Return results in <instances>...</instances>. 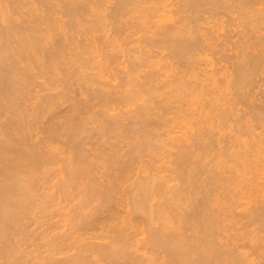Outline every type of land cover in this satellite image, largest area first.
<instances>
[{
    "label": "bare ground",
    "instance_id": "bare-ground-1",
    "mask_svg": "<svg viewBox=\"0 0 264 264\" xmlns=\"http://www.w3.org/2000/svg\"><path fill=\"white\" fill-rule=\"evenodd\" d=\"M53 1L54 3H52ZM86 1L43 0L41 3L44 2L43 7L35 8L32 0H0V264H86L84 254L91 252L92 249L89 251V248H92L94 243L84 245V241L83 243H80L81 240L79 242L81 238L79 236L75 237V241H68L71 233L74 234L72 231L68 232V230L74 228L72 226L63 232L61 231V233L57 232L56 235H52V241L50 240L52 249L49 251V248L46 249L47 254L43 253L46 255L42 254L41 256L39 254L37 256L39 260L34 255L38 261L36 259L33 261L32 251L23 255H18L17 252L20 253L18 245H21L19 244L20 239L22 243L21 237L24 236V227L27 226L23 227V223L26 224L24 220L28 219L26 217L27 213L33 205V187L35 186L33 183L38 178V174H36V171H38L36 170L37 161L43 163L47 158H50L49 153L55 152L54 148L51 147V142L59 141L60 138H63L67 143L78 139L77 146H79V149L84 148L83 139L88 137L90 133L85 126L87 123L89 124L90 118L94 122L92 118L94 113L91 114L93 110H90L89 113L92 117L89 120L86 117L83 120L80 115L84 114H81L83 110L84 112L89 111L91 106L94 108L95 105L93 106L91 103H94L95 100L101 102L100 105L104 107L103 110L100 108L103 120L99 121H102V124L99 123L101 125L97 130L98 137L103 139L110 136L118 142L115 145L114 141L110 145L111 147L115 145L114 148H111L112 150L109 148L110 146L107 147L110 151L106 146H102L107 150H104V148L99 150L97 158H99L98 160L101 159L102 162L99 161L101 164L97 165L98 167H95L94 160L93 162L88 161L86 164L83 162L84 165L79 166V168H77L79 164L75 166L76 168H73L71 164L76 158L72 163L68 159L70 167L66 168L67 175L63 178L65 182H62L61 187H58L61 188L60 194H66L67 197L71 193L69 189H75L78 186L75 183L77 181L74 182L76 178L78 181L85 180L82 182L83 184L79 181V185L82 187L77 189L82 194L81 198L83 200L81 199L82 202L77 203V207L81 208L82 206L81 210L86 211L85 208L88 209L91 202L98 203L96 206L94 203L92 204L94 207H92L91 215H83V210L81 213L79 212V215L78 211L73 208L77 211V216L76 214L75 217L71 215L73 219L70 217V221L75 220L78 222V226L80 225L79 227L82 230L87 232L88 230L101 231L100 235L97 233L99 236H94L95 232L92 234L93 239L98 238L96 241H100L99 238L105 241V243H102L101 240L100 244L96 243L94 245L95 248L98 247L94 249L98 250L97 253L94 251V254H97V257L102 255L109 260L110 264H255L256 259H252V255L257 256V253H264V235H260V233L264 234V182L261 179V174L264 172V100L259 99L258 102L257 99L260 93H262L260 96H264V92H260L261 87L264 86V0H176L179 7L175 8V12L170 11L171 15L169 17L166 16L167 14L161 16L157 14L156 16L155 13H158V9L153 10L151 7L152 10L148 8L147 10L144 7L147 12L150 10L149 13L155 12L157 18V22H154L155 31L152 32L153 36L147 40L151 41L145 46L150 44V47H153L155 45V49L158 45L160 47L164 46L166 51L162 52L167 56L166 52L168 51V56H164L167 60H165L166 58L160 59V64L163 59L165 65L168 59L172 60L170 62L172 64L170 65L167 62L169 65L164 66L163 69V66L158 64L159 60H156L158 61L157 64L152 60H148L151 62L147 61L148 64H144V62L143 66L148 65L150 68L146 67L148 69L146 71L142 67L140 70L144 73L138 72L140 68L138 70L137 68L132 69L135 72L137 70L138 74L137 72L136 74L139 76L143 74L138 82L133 80L134 83L131 81L134 76L131 78L129 75L132 76L133 71L130 72V69L135 65L130 66L131 68H127V71L126 69L121 71L123 77L130 78L127 79V84L115 83L113 80L114 84L112 82L110 84V81H107L108 78L105 77L106 80L103 78L107 76L105 75L106 72L112 71L114 63L118 62L115 56L119 55H116L117 51L115 49L112 48L116 51L114 54L111 51L102 56L104 49H102L103 53L100 54L101 51L97 49L95 43L96 47L94 45V48L93 45L90 46V42L89 44L83 43L85 40L87 42L91 40H88L87 34L83 36L84 31L91 33L95 29L98 30L99 27L107 26L103 25L104 17L100 11L102 4L101 8L99 7L100 10L96 8L97 10L93 11L96 12V14L93 13V19L88 20L86 18L87 9H89L87 6L89 7L92 2L89 0L90 3L88 1L85 3ZM27 2L29 4H26ZM114 2L116 3L112 6L111 11L108 9L107 18L112 20L113 31L119 33L122 26H125V21L128 18H126L127 14L131 11L144 13L143 8L140 6L146 4L147 1L115 0ZM55 11H58L66 19L64 21L60 20ZM15 14L17 17H15ZM172 15H177V19L174 20ZM203 15L208 17L205 18ZM225 16L231 22V29L219 33L218 31L225 23ZM151 17L154 16L151 15ZM124 18L126 19L124 20ZM205 23L210 24L211 27L205 28ZM151 24L153 23L151 22ZM80 29L84 31H80L83 34L79 33L80 37H78L77 33ZM151 29L150 31H152ZM69 31L73 33L68 34ZM104 44H107V42H104ZM160 47L158 46V49ZM140 50L143 51L141 48ZM146 50L149 52V47ZM157 51L161 55V51ZM208 52L211 54L210 56L214 57L215 61L212 60L214 62L212 64L214 68L215 66L217 68L209 70L210 72L206 70L207 73L202 71L201 68L194 72L196 68L193 67L197 64L194 63V61H197L195 56H198V54L204 56ZM95 53L102 56V58L100 57L101 61L97 60L99 61L97 63L103 64V66L97 65L101 66L98 67V72L95 75L97 78L84 71L95 59ZM142 54L140 55L143 56ZM148 54L145 53V55ZM141 56L138 55V57ZM134 59L132 58L131 61H134ZM140 60L143 62L145 59L142 60L141 57ZM206 61L209 60L206 59ZM125 63L128 64V62ZM134 63L136 64L135 61ZM149 63L157 66H154V68ZM163 63L162 65H164ZM187 63L193 68V72L191 67L186 68ZM205 63L207 66L210 64V62ZM112 64L113 67H111ZM140 64L142 63L140 62ZM94 66L96 67V65ZM168 66L170 70H166ZM179 66H185L186 69L190 68V73L186 69L183 72L181 69L184 68ZM109 67L111 71H108ZM228 67L232 69V73L229 76L227 74L224 78L223 75H220L222 76V80H220L218 74L224 70L227 71ZM35 69H38L42 76L54 80V83L52 80L50 81L54 86L57 85V88L61 89L54 96L43 97L37 104L39 111H36V107L33 106L36 111L35 116L40 117L41 113H44L47 109L52 110L54 106L61 105L62 101L65 102L66 100L67 102L73 90L74 93L78 91L79 97L87 93L91 102L83 101L84 99L81 98L76 101L74 97L75 100H72L75 101V104L73 106L70 104L71 113L69 112L70 109H67L70 114L58 115L63 118H58V120H61H57L58 122L51 127L47 126L49 128L46 130L47 142L44 138L45 140L37 142L38 144L35 142L37 145L27 147L24 128L29 122L28 118L34 116V111L31 115L29 106L26 105V103L32 101L29 96L28 79L33 77L32 71ZM162 70L170 71V73L164 71L162 73ZM115 71L116 73H114ZM115 71L111 72L112 75L115 74L113 77L120 73L117 69ZM94 72L96 71L94 70ZM198 72L202 75L197 76ZM136 74L133 75L136 76ZM58 76L60 78L57 80L56 77ZM117 77L122 78L121 76ZM124 78L123 80H125ZM30 80L32 81V79ZM81 80L82 82H80ZM129 80L133 83L130 87H136H133L134 90H131L130 87V89L126 88ZM261 81L263 82L262 86L259 83ZM89 82L93 83L90 84ZM96 82L99 83H97L99 86L94 85ZM257 87H260V90H257L259 93L254 99L256 94L254 96L253 93H257L254 89ZM161 89H163V92ZM131 91H134L135 95ZM156 92H159L158 98L160 96L158 101H156L157 96H153ZM171 97L172 99L175 98L173 101H181L178 102V106L189 104L188 102L183 105L187 100L194 101L195 104L192 102V105H196L194 109L198 112L196 114L200 116L196 121L198 127L194 129L196 131L188 135L182 133L184 138H181V134L176 137L171 135L173 139L175 138V141L172 143L174 150L170 152L169 159L166 160L168 165L157 166L151 161L152 156H149L151 153L153 154L149 150H152V146L155 145L148 140L151 139L149 137L153 134L156 135L155 139L160 136L158 135L160 133L157 134L159 123L156 122L158 126L156 125L157 127H153L156 129L152 130V128H149L152 125L148 124V121L151 122L154 117L152 124L159 121L163 127L171 125L169 128L172 132L175 125L171 122L172 117L169 118L171 115L166 116V113L172 110L170 106L174 105L173 109H175L177 105L175 103L171 104ZM223 98L225 99L223 100L224 103L220 101ZM218 100L221 103L219 102V105H216ZM135 101L140 103L134 105ZM182 101L184 102L182 103ZM113 104L115 105L113 106ZM121 104H129L131 107L134 105L135 108L130 109V111L127 108L128 111L114 115L108 113L110 110L114 111V107L117 106L116 108H118ZM179 107L177 109L178 113L177 110L168 113L173 115L181 113L182 109L179 110ZM165 109L166 113L163 111ZM237 110L242 111L244 117L250 113L253 114H250L253 124L249 120L251 122L246 125L244 122L248 120L247 118L242 119V121L244 120L242 123L241 115L233 114V111ZM161 111L164 112V116ZM234 115L239 116L235 120L238 123L237 133L232 132L235 134L234 139H236L235 146L237 148L228 154L229 152H226L228 147H226L225 153L228 155L223 156L221 153L218 154L219 152L215 155L212 150L219 143H214L218 139H213L216 136L212 131L215 129L218 131V127L220 130L221 125L225 126L222 123H225L229 117L232 118ZM175 120L178 119L173 121L175 122ZM257 129L262 130L258 135L255 133ZM164 130L163 132H166ZM152 131L155 133H152ZM232 133L229 134L232 135ZM167 134L169 135V133H166V136H168ZM85 135L87 136L84 137ZM245 135L251 138V140H248V137H246L249 142L243 141L245 139L241 138ZM178 136L180 137L177 138ZM231 138L233 137L231 136ZM168 140L170 141V139ZM228 143L231 144L232 142L229 140ZM81 145H83V148ZM125 147L126 149H124ZM121 150L125 151L121 152ZM221 152L224 151L221 150ZM54 156L55 154L52 157ZM81 157L85 158L84 156ZM144 157L148 158L144 159ZM83 158L76 160L83 161ZM81 161H78V163ZM74 164L77 163L72 165L74 166ZM94 170L95 172L98 170L97 176ZM73 182L76 184L74 187ZM51 198L54 197L51 196ZM79 203L82 204L79 205ZM44 205H46L45 202ZM38 206L37 208L44 209L42 202ZM106 213L107 215H105ZM94 214L96 217L90 219L91 221L85 219L89 215L93 217ZM59 226L57 225L56 228H60L62 225ZM76 231L78 230L75 229ZM82 237L84 238V236ZM244 240L246 241L244 242ZM76 241L81 245H75ZM43 243L46 244V242ZM74 249V253L71 252L70 255H67L68 252ZM60 255L64 256L60 257ZM99 257L98 260L101 258ZM103 257L101 259H104Z\"/></svg>",
    "mask_w": 264,
    "mask_h": 264
},
{
    "label": "rangeland",
    "instance_id": "rangeland-1",
    "mask_svg": "<svg viewBox=\"0 0 264 264\" xmlns=\"http://www.w3.org/2000/svg\"><path fill=\"white\" fill-rule=\"evenodd\" d=\"M42 1L43 0H32V2H33V7H35V8H37V7H39V8H41V7H43L42 5L44 4V2H43V4H41L42 3ZM81 1V0H80ZM83 1H85V0H83ZM89 3H90V1L89 0H87ZM87 1L85 2V3H87ZM92 2L90 3V6L88 7L87 6V8H89V9H87V14H86V18L88 19V20H90V19H93V16H94V14H96V12H93V11H96L99 7L101 8V4H102V8H101V10H100V8L98 9V10H100L101 11V14H102V16L104 17V23H103V25L105 24V25H107V26H102V27H99V29L98 30H96L95 29V31H93V32H91V33H88V32H85L83 29H80L79 31H78V37H80L79 36V33L82 35L83 33V36L85 35L86 36V34H87V38H88V40H90V41H88L87 42V40H85V42H83V43H85V44H89V42H90V46H92L93 48H94V45L96 44L97 45V49L99 50V51H101V53L100 54H102L103 53V50L102 49H104V53L102 54V56L104 55V54H106V53H110L111 51H112V53L114 54L116 51V55L118 54L119 56H115V57H117L116 58V60L118 61H116L117 63H114L115 65L117 64V66H115L114 65V67H113V64L111 65V67H113L114 68V70H113V68H112V71H111V68L109 67V69H108V71H111V72H113V71H115L116 69H117V71H119L120 73L119 74H117V76H121L122 78H118L117 76V78L116 77H113V76H115V74L114 75H112L113 73H111V72H106V74L105 75H107V76H104L103 78H108L107 79V81H110V84H111V82H112V84H114V82L115 83H120V82H122V83H120V84H127L126 83V81H127V79H130L129 77H133L134 76V78H132L131 79V81L133 82V80L134 81H137L138 82V80H140L141 79V77H142V75L143 74H140V76L139 75H137L138 74V72H141V73H144L143 71H140L141 69H142V67H144L143 68V70L145 69L146 71L148 70L147 68H150V67H148V65L147 66H143L144 64H146L147 63V61L148 60H152V62L154 61L155 63L157 62L158 63V61H156V60H159V65L160 66H163L162 68L164 69V66L166 67V65H171L172 63H170V62H172V60H170V59H168V63L169 64H167V62H166V65H165V61H164V59H163V61H161L164 65H162V63L160 64V59H162V58H166L167 56H168V51L166 52L167 53V56H166V54L164 53L165 51H166V49H164V46H162V47H160V45H158L160 48L158 49V46H156V49H155V45L153 46V47H150V44L149 45H146L145 46V44H147L148 42L150 43V41L151 40H149V41H147L148 39H150L149 37H152L153 35H152V32H154L155 31V29H154V27H155V24H154V22L156 21L157 22V18L155 17V14H156V16H157V14H159L160 16L161 15H166L167 17H169L171 14H170V11L172 12V11H174L175 12V8H177V7H179L178 5V3H177V1L175 0V2H174V0H146L147 2H146V4H144V5H142V6H140L141 8H143V10H144V7H145V9H150V10H157L158 9V13H155V12H150L149 13V11L147 12V10H144V13L142 14L141 12H134V11H131L129 14H127V16H126V18H124V20L126 19V23L124 24L125 26H122V28H121V30L119 31V33H117L116 31H113V26L111 25V22H112V20H109V18H107L108 17V14H109V10L111 11V9H112V6H114L115 4L114 3H116V2H114L115 0H91ZM97 2V3H96ZM145 2V1H144ZM52 3H54V1L52 2ZM111 3V4H110ZM26 4H29L28 2L26 3ZM94 4V5H93ZM175 4V5H174ZM176 4H177V6H176ZM36 5V6H35ZM107 5V6H106ZM98 6V7H97ZM151 7H152V9H151ZM38 8V9H39ZM97 8V9H96ZM103 8H105V9H103ZM91 9V10H90ZM104 10V12H103V10ZM109 9V10H108ZM40 10V9H39ZM55 12H57V17H59V19L60 20H65L66 18L62 15V14H60L58 11H55ZM88 12H89V15H88ZM99 12V11H98ZM98 12H97V14H98ZM108 12V13H107ZM94 13V14H93ZM100 13V12H99ZM152 13V14H151ZM155 13V14H154ZM59 14V15H58ZM93 14V15H92ZM105 14H107V15H105ZM139 14H142V15H139ZM148 14V15H147ZM152 16H154V17H151V15ZM16 15V14H15ZM14 15V16H15ZM147 15V16H146ZM62 16H63V18H62ZM146 16V17H145ZM149 16V17H148ZM204 16V15H203ZM15 17H17V15L15 16ZM61 17V18H60ZM132 17H134V18H132ZM139 18V20H138V18ZM151 17V18H150ZM172 17L174 18V20H176L177 19V15H172ZM205 17V16H204ZM206 17H208L207 15H206ZM205 17V18H206ZM145 18V19H144ZM129 19V20H128ZM137 19V20H136ZM141 19V20H140ZM128 20V21H127ZM210 20V19H209ZM208 20V21H209ZM133 21V22H132ZM128 22V23H127ZM151 22L153 23V24H151ZM202 22V21H201ZM200 22V23H201ZM211 22V21H210ZM150 23V25H148ZM199 23V24H200ZM204 23V22H203ZM140 24H141V26H140ZM197 25H198V23H196ZM206 24V23H205ZM209 24V23H208ZM229 24V25H228ZM110 25V26H109ZM127 25H130V26H128L127 27ZM132 25H133V27H132ZM210 25V24H209ZM209 25H205L204 27L205 28H207V27H211V26H209ZM211 25H212V23H211ZM231 22H230V20H229V18L228 17H226L225 16V23L223 24V27L221 28V30L220 31H218L219 33H222L223 32V30L226 32V30H230L231 29ZM147 26V27H146ZM201 26H203L202 24H201ZM230 26V27H229ZM108 27V28H107ZM149 27V28H148ZM152 29H151V28ZM106 28V29H105ZM147 28V29H146ZM103 29V30H102ZM136 29H137V31H136ZM150 29L152 30V31H150ZM124 30V31H123ZM83 32V33H81V32ZM71 34V33H73L72 31L70 32H68V34ZM76 33H74L75 35H77ZM105 33V34H104ZM106 33H107V35H106ZM114 33V34H113ZM150 33V34H149ZM117 34V35H116ZM99 35V36H98ZM103 37H102V36ZM113 35V36H112ZM114 36H115V38H114ZM92 37V38H91ZM102 37V38H101ZM127 37V38H126ZM81 39V38H80ZM107 39H109V40H107ZM107 40V41H106ZM92 41H93V43H92ZM95 41V42H94ZM97 42V43H96ZM104 42H107V44H108V42H109V44L107 45V44H104ZM118 42V43H117ZM95 43V44H94ZM115 43V44H114ZM99 44V45H98ZM111 44V45H110ZM96 45H95V47H96ZM104 45V47L102 48V46ZM100 46V47H99ZM106 46V47H105ZM110 46V47H109ZM148 47H149V52H148V50H146V48L148 49ZM101 48V49H100ZM109 48V49H108ZM115 49V50H113V49ZM138 50H137V49ZM140 48L143 50V51H141L140 50ZM152 49V52L150 53V51H151V49ZM154 48V49H153ZM163 48V49H162ZM145 49V50H144ZM106 50V51H105ZM153 50H155V51H153ZM157 50H160L161 51V55H160V53L158 54L157 52ZM109 51V52H108ZM121 51V52H120ZM146 51V52H145ZM162 51H164V52H162ZM137 52H138V54H137ZM141 53H143L142 55L143 56H141L140 54ZM145 53L146 54H148V53H150V54H148V55H145ZM154 54V56H153V54ZM157 53V54H156ZM163 53V54H162ZM226 53H228V52H226ZM122 54V55H121ZM123 54H124V56H123ZM207 54V53H206ZM209 54V55H208ZM208 54L207 55H205L204 54V56H203V54L202 55H200V54H198V56H195V59L197 60V61H194V63L196 62L197 64H196V66H194V65H192V66H194L193 68L195 69V71L194 72H196V70H199V68H201V69H203L202 71H206V70H210L211 71V69H215V68H217V66H215V68H214V66H213V64L212 63H214L213 61H215L214 60V57H212V56H210L211 54L208 52ZM138 55L139 56H141L142 57V60H144L143 62L140 60L141 59V57H138ZM144 55H145V57H144ZM102 56L101 55H98V53H97V55H96V53H95V59H93V61H91V63H90V65H89V67H88V65H87V67L88 68H84L85 70V72H87L90 76H92V77H94V78H97V76H95L96 75V73L98 72V67H101V66H97V65H102L103 66V64L101 63H97V62H99V61H101V58H102ZM147 56H149V57H147ZM164 56H166V57H164ZM200 56H202L201 58H198V57H200ZM207 56V57H206ZM97 57H99L98 59H97ZM101 57V58H100ZM124 57V58H123ZM134 57H135V59H134ZM143 57H144V59H143ZM118 58H119V60H118ZM130 58V60H128V59ZM134 59V61L136 62V64L134 63V61H133V64H132V61H131V59ZM149 58H151V59H149ZM137 59V60H136ZM194 59V60H195ZM206 59L207 60H209V61H206ZM97 60H99V61H97ZM121 60V61H120ZM123 60V61H122ZM124 60H126V61H124ZM140 60V61H139ZM165 60H167V58L165 59ZM170 60V61H169ZM213 60V61H212ZM139 61V62H138ZM121 62H123V63H121ZM125 62H128V64L127 63H125ZM140 62L142 63V64H140ZM145 62V63H144ZM148 62H151V61H148ZM199 62V63H198ZM205 62H210V64L207 66V64L205 63ZM96 63V64H95ZM121 63V64H120ZM137 63H138V67H137ZM144 63V64H143ZM154 63V64H155ZM156 63V64H157ZM96 65V67L94 66V65ZM120 64V65H119ZM130 64V65H129ZM148 64V63H147ZM151 63H149V65H150ZM188 64V63H187ZM222 64V63H221ZM135 65V66H134ZM142 65V66H141ZM151 65H153V64H151ZM158 65V66H159ZM184 65V64H183ZM223 65H225V64H223ZM125 66H127V67H125ZM130 66H134L133 68H131ZM139 66H141V67H139ZM154 66H157V65H153V67ZM176 66V65H175ZM174 66V67H175ZM180 66H182V65H180ZM179 66V67H180ZM186 66V65H185ZM185 66H183V67H180V68H184V69H181V70H183V72H184V70L186 69V68H188V66L189 67H191L190 66V64H188L187 65V67L185 68ZM92 67V68H91ZM122 69H121V68ZM131 69H130V68ZM147 67V68H146ZM178 67V66H177ZM176 67V68H177ZM119 68V69H118ZM127 68L128 69H130V72H132L133 71V74L135 73L136 74V72H137V70H138V68H140L139 69V71L137 72V74H136V76L135 75H133L132 74V76H130L129 75V77L128 78H126L125 76V78L122 76V72L121 71H124L125 69H126V71H127ZM137 68V70H136V72L134 71V70H132V69H136ZM155 68V67H154ZM162 68H160V69H162ZM172 68H173V66H172ZM192 67H191V71H192V69H193ZM96 71V72H94V70ZM174 69V68H173ZM172 69V70H173ZM177 69H179V68H177ZM190 69V68H189ZM189 69H186V70H189ZM166 70H170V68H169V66H168V69H166ZM166 70H162V73H163V71L164 72H166V73H170V71H166ZM185 70V71H186ZM37 71V72H36ZM93 71V72H92ZM175 72H176V70H174ZM208 71H206L205 73H207ZM209 71V72H210ZM172 73H174L173 71H171ZM193 72V71H192ZM114 73H116V71L114 72ZM188 73H190V70L188 71ZM202 73V72H201ZM230 73H232V69L231 68H229L228 67V70L227 71H222L220 74H218V76L221 78L222 76H220V75H223V78L225 77V76H227V74H228V76H229V74ZM38 74V75H37ZM110 74H111V76H110ZM121 74V75H120ZM165 74V73H164ZM194 74H196V73H194ZM198 75L197 76H201L200 75V73L198 72L197 73ZM168 75H170V74H168ZM171 75H173V74H171ZM32 76L33 77H31V78H29L28 80H29V83H28V85H29V90H30V92H31V94H30V92H29V96L31 97V99H32V104H31V102H28V104L26 103V105L27 106H29V111H31L30 112V114L33 112V115L35 114V112L38 110V107H37V104L39 103V101H41L42 100V98L43 97H48V96H54L55 94H57V93H59L60 92V90L61 89H59V88H57V85H55L54 86V80H52V79H50V78H46V76H42L40 73H39V70L38 69H35V70H33L32 71ZM218 76H217V78H218ZM38 77V78H37ZM42 77V78H41ZM110 77V78H109ZM113 77V78H112ZM57 78V80L60 78V76H58V77H56ZM106 78L104 79V80H106ZM114 78H115V80H114ZM123 78L125 79V80H123ZM164 78V77H163ZM30 79H32V81L30 80ZM54 79V78H53ZM161 79H162V77H161ZM219 79V78H218ZM48 80V81H47ZM50 80H52L53 81V83H52V81H50ZM97 80V79H96ZM95 80V81H96ZM114 82H113V81ZM162 80H164V79H162ZM191 80H193V79H191ZM220 80H222V78L220 79ZM223 80H225V79H223ZM50 81V82H49ZM130 81V80H129ZM128 81V85L126 86V88H128V89H130L131 87V81L129 82ZM80 82H82V80L80 81ZM90 83V82H89ZM93 83V82H92ZM92 83H90V84H92ZM97 83L98 82H96V84L94 83V85H96V86H99V85H97ZM134 83V82H133ZM132 83V84H133ZM260 83V86H262V84H263V82L261 81V82H259ZM34 84V85H33ZM99 84V83H98ZM220 84H222V83H220ZM219 84V85H220ZM224 84H225V82H224ZM135 85H136V82H135ZM259 85V84H258ZM45 87V88H44ZM130 87V88H129ZM136 88L135 86H132V88H131V90H134V88ZM47 88V89H46ZM76 88H77V86H76ZM125 88V89H126ZM225 89V88H224ZM224 89H223V91H224ZM261 89L262 90H260V87L258 88H256V89H254V91H257V90H260V92H264V86L263 87H261ZM162 90V92H163V89H161ZM161 90H160V92H161ZM165 91V90H164ZM166 91H167V89H166ZM134 91H131V93H133ZM225 92V91H224ZM77 93V94H76ZM157 93V92H156ZM156 93H155V95H153V96H157V99H156V101H158L159 99H160V96H159V98H158V95H159V92L157 93V95H156ZM258 93H259V91H257V93L256 92H254L253 94H254V96H255V94H256V96L254 97V99L257 97V95H258ZM134 94V93H133ZM260 94H262V93H260ZM260 94H259V96H260ZM72 95V96H71ZM73 95H75V96H73ZM77 95V96H76ZM132 95V94H131ZM135 95V94H134ZM89 95L87 94V93H85V94H82V96L80 95V97H79V94H78V91H75V93H74V90H73V92H71V94H70V99H68L67 100V102H66V100H65V102L64 101H62L60 104L61 105H59V106H54V108H52V110L51 109H47L44 113H41L42 115H39L40 117H38V116H33V118H32V116H30L28 119H29V122H28V124H27V126L24 128L25 130H24V132H25V134H26V138H28V139H26L25 138V142H26V140H27V142L25 143L26 145H27V147H32V145H37L38 143L37 142H41V141H43V140H45L44 138H46V130H48L49 128V126L51 127L54 123H56V122H58L59 120H61L62 118L61 117H59L58 115H62L63 113H68V114H70L71 113V105L73 106L75 103V101H73L72 99H74V97H75V99H76V101H79L80 99L79 98H81V99H84L83 101H88V102H91V101H89V99H90V96L88 97ZM257 97V99H258V102L260 101V100H264V99H262V98H264V96L263 95H261L260 97H262V98H260V97ZM72 97V98H71ZM78 98V100H77V98ZM146 97V96H145ZM136 98V97H135ZM192 98V97H191ZM74 99V100H75ZM155 99V98H154ZM175 98L173 97V99H172V97H171V100H172V102H171V104H173V103H175L176 105L178 104V102H181V101H173ZM186 99V98H185ZM188 99V98H187ZM186 99V100H187ZM193 99V98H192ZM260 99V100H259ZM223 100H225L224 98L221 100L220 99V101H223ZM71 103H70V102ZM82 101V100H81ZM94 101V100H93ZM92 101V102H93ZM185 101V100H184ZM184 101H182V103L184 102ZM219 100H218V103H216V105H219V102H220ZM257 101V100H256ZM255 101V103L257 104V102ZM98 102V103H97ZM177 102V103H176ZM189 102V104H190V106H191V108L193 109H191V108H189L190 106H189V104H187ZM191 102V103H190ZM194 103V101H192V100H187V102L186 103H183V105L184 104H187V105H184V106H182V104L181 105H179V106H182V107H179L178 105V107H179V110H180V108L182 109V111H181V113L179 112V114H177L178 113V107L177 106H175L176 108L175 109H173V107H174V105H172V107L170 106V108H172V110L175 112V110H177L176 112V114L177 115H179V116H177L176 114H172V113H168V112H171L172 110H169V111H167V113H166V109L165 110H163V111H165V113H166V116H170L169 118L171 119V117H172V120H171V122L175 125V127L174 128H172L173 127V125H172V132H171V129L169 128L170 126L169 125H165L164 127L163 126H161L160 125V122L159 121H155L154 122V124H152V120H153V118H152V120H151V122H149L148 121V124H150V125H152V127H149V128H152V130H154V129H156V128H153V127H157L158 126V124L157 123H159V126H158V128H159V131H160V129L162 128V132L160 131H157V134L158 133H160V134H158V135H160L159 137H157L158 139H155V136L156 135H154V138H153V135L151 136V137H149V139L151 138H153V140H148L150 143H153L155 146H152L153 148H152V150H149L150 152H153V154L151 153V155H149L151 158H152V160L151 161H153L154 162V165H159V166H161L162 164H163V166H165V165H168L167 164V159H169L168 158V156H169V154H170V152L171 151H173L174 149H173V145H172V143L175 141V138L173 139V137H171V135L172 136H177V135H180L181 134V138L183 137L184 138V135L183 134H186V135H188V134H190V133H193L194 131H196V130H194V129H196L197 127H198V125H197V123H196V121H198V119H199V115H197L198 114V112L196 111V109H194L195 108V106L196 105H192L193 103ZM225 101H223L222 103H224ZM62 103H65L64 105L62 104ZM95 103V104H94ZM94 103H91V104H93V106H94V108H92V106H91V108L89 109V111H85L84 112V110H83V112H81V114L82 113H84V114H82V115H80L81 117H83V120H85L84 119V117H86L88 120H89V118L90 117H92V115L91 114H93L94 113V116L92 117L93 119H94V122H93V120L90 118V120H89V124L87 123L86 124V126H85V128L86 129H88L89 130V135H88V137H86L87 135H85L84 137H86L85 139H83L84 140V146L83 145H81V147L83 148V149H79V146H77L78 145V139L77 140H75V141H73V142H70V143H67V142H65L64 141V139L63 138H60V140L61 139H63V140H59V141H52L51 143H52V145H51V147H52V149L53 150H55V152L53 153V151L52 150H50V151H52L51 153H49L50 155H51V159L50 158H47V160H48V162H47V160L46 161H43V163H42V161L41 162H39V161H37V163H36V165H37V169L36 170H38V171H36V174H38V178L35 180L36 182L35 183H33V184H35V186L33 187V193H34V197H33V199H34V201H33V199H32V203H33V205H32V207L30 208L31 210H29L28 211V215L26 216L28 219H25L24 220V222L26 223V224H24L23 223V227L25 226V225H27V226H25L24 228V238L23 237H21L22 238V243H21V239H20V243L19 244H21V245H18L19 246V249H20V253H18L17 252V254L18 255H23V254H27V252L28 253H30L31 251V257H32V255H33V257H34V255L37 257V256H39V254H41V256H42V254L43 253H46L47 254V250L46 249H48V251L50 250V249H52V244H51V242H50V240L52 241V235L53 234H57V232L58 233H61V231L63 232V231H65L68 227H70L71 228V226L72 227H74V228H71L70 230H68V232H74V234H72L71 233V236L69 237L70 238V240H68V241H75L76 240V238L75 237H78L79 236V242H80V240L82 241V242H80V243H83V241H84V245H88V244H86V243H89V244H93V246L96 244V243H101L102 241H103V239H101V238H99L100 239V241H96V240H98V238L95 240V239H93V233H94V236H99L100 234H101V231H99V230H88V232L86 231V230H82V228L80 229V225L78 226V222H76L75 220H73V221H70V217H72L71 215H75L76 214V212L78 211V214H79V212L81 213L82 212V210H83V212H82V214L84 215V214H86L85 216H87V214H90L91 213V210L93 211V208L92 207H94V205L96 206L98 203L96 202V203H94V205H92L93 203L91 202V204L88 206L89 208L87 209V207L85 208L86 209V211H84V209H82L81 210V208H82V206H81V208L80 207H77V203L78 202H80L81 201V197H82V194L79 192V189H77L78 187L80 188V187H82L81 185H79L80 183H79V181H81V180H77V178L74 180V182L75 181H77V182H75L78 186L77 187H75V189H69L70 191H71V193H70V191H68V193H70V194H68V195H70V196H68L67 195V197H66V194H63V193H61V194H63V195H65V196H63V195H61L60 194V192H61V188H58L60 185H61V183L62 182H65V181H63V178L64 177H66V173L67 172H65V171H67V167H70V165H69V163L70 162H68V161H71V163H72V161L76 158V159H79V158H83V157H81V156H84L85 158H83V161H81V160H76L75 159V161L73 162V163H77V164H74V166L71 164V167H75V166H77L78 164V166H77V168H79V166H82V165H84V164H86V162L88 163V161H94L93 163H96V165L95 164H93V165H95V167L97 166V165H99V164H101V162H102V160L100 159V160H98L99 158H97V156H98V154H99V150L100 149H103L105 146H106V148L108 147V146H110V145H112V143L115 141V138H113V137H110V136H106L105 138H103V139H100L99 137H98V128H99V126L102 124V121L101 122H99L101 119H102V114H101V112H100V108H102V110H103V105H100V104H102L101 102H99L98 100H95L94 101ZM140 102L138 101V102H136L135 101V103H134V105H136V104H139ZM221 103V102H220ZM36 104V105H35ZM71 104V105H70ZM89 104V103H88ZM195 104V103H194ZM90 105V104H89ZM100 105V107H98ZM115 104H113V106H114ZM132 105V104H131ZM134 105H132V107L128 104H121V105H119V107L118 108H116L117 106H115L114 108H115V110L114 111H112V110H110V111H108V113L110 114V115H114V114H119L120 112L122 113V112H126V111H128V109H129V111H130V109L131 110H133L135 107H133ZM224 105V104H223ZM222 105V106H223ZM33 106H35L36 107V111L33 109L34 107ZM102 106V107H101ZM189 106V107H188ZM221 106V105H220ZM225 106V105H224ZM122 107H123V109H122ZM130 107V108H129ZM33 110H32V109ZM56 108V109H55ZM128 108V109H127ZM168 108V107H167ZM169 108V109H170ZM198 108V107H197ZM239 108V107H238ZM70 109V113L68 112V110ZM117 109V110H116ZM189 109V110H188ZM28 110V109H27ZM65 110H66V112H65ZM92 111V113L90 114L89 112H91ZM124 110V111H123ZM168 110V109H167ZM195 110V111H194ZM197 110H199V109H197ZM39 111V110H38ZM51 111V112H50ZM55 111V112H54ZM172 111V112H173ZM185 111H186V113H185ZM46 112H48V113H46ZM88 112V113H87ZM100 112V113H99ZM162 112V111H161ZM196 112H197V114H196ZM234 113L233 114H237V115H241V121H242V119H244L245 120V118H247L246 120V122H244V123H246V125H249V123L252 121V118H250V117H252L251 115H253V114H249L248 116H246V117H244L243 116V112L242 111H233ZM239 112V113H238ZM164 112H162V114H163ZM242 113V114H241ZM87 114V115H86ZM98 114V115H97ZM109 114H107V115H109ZM170 114V115H169ZM32 115V114H31ZM101 115V116H100ZM165 114H163V116H164ZM184 115H185V117H184ZM233 116L232 118H228L227 120H226V122L225 123H222V124H225V126H223V125H221L222 127H220V130H219V127L217 128L218 129V131L215 129V130H213L212 132H214V135L216 136V137H214L213 139L214 140H216V139H218V141H214V143H219V144H217L216 146H215V149H213L212 151H213V153H215V155H217V153L218 154H220L221 153V155H223V156H225V154L226 155H228V154H230L231 152H233L234 150H235V148H237L236 146H235V141H236V139H234V137H235V134L234 133H237L236 131V128L238 127L237 125H238V123L235 121L236 120V118L237 117H239V116ZM65 116V115H64ZM175 118H174V117ZM192 116V117H191ZM34 117H35V119H36V117H37V119L35 120L34 119ZM53 117V118H52ZM80 117V118H81ZM181 117V118H180ZM194 117H195V119H194ZM243 117V118H242ZM39 118V119H38ZM58 118H61V119H59L58 120ZM168 118V117H167ZM180 118V119H179ZM184 118V119H183ZM198 118V119H197ZM155 119V118H154ZM174 119H178V120H175V122L173 121ZM197 119V120H196ZM35 120V121H34ZM40 120V121H39ZM58 120V121H57ZM103 120V119H102ZM194 120V121H193ZM243 120V121H244ZM249 120H251L250 122H249ZM39 121V122H38ZM55 121V122H54ZM177 121V122H176ZM243 121H242V123H243ZM32 122V123H31ZM92 122V123H91ZM157 122V123H156ZM170 122V123H171ZM190 122H191V124H190ZM99 123H101V124H99ZM126 123V122H125ZM169 123V124H170ZM171 123V124H172ZM177 123V124H176ZM248 123V124H247ZM30 124V125H29ZM40 124V125H39ZM44 124V125H43ZM92 124V125H91ZM94 124V125H93ZM99 124V125H98ZM251 124H253V121H252V123ZM153 125H155V126H153ZM157 125V126H156ZM197 125V126H196ZM31 126V127H30ZM38 128H37V127ZM48 126V127H47ZM161 126V127H160ZM36 127V128H35ZM42 127V128H41ZM168 127V128H167ZM193 127V128H192ZM195 127V128H194ZM26 128H28L27 130H26ZM93 128V129H92ZM231 128V129H230ZM45 129V130H44ZM164 129H167V130H164ZM191 129V130H190ZM225 129H226V131H225ZM91 130V131H90ZM94 130V131H93ZM163 130L164 131H166V132H163ZM170 130V131H169ZM223 130V131H222ZM43 131V132H42ZM97 131V132H96ZM167 131H169V132H167ZM230 131V132H229ZM22 132H23V130H22ZM171 132V133H170ZM232 132H234V133H232ZM262 132V130H256L255 131V133H257V135L258 134H260ZM63 133V132H62ZM152 133H155V132H153L152 131ZM162 133V134H161ZM166 133H169V135L168 136H166ZM183 133V134H182ZM217 133V134H216ZM232 133V135H230V134ZM28 134V135H27ZM45 134V135H44ZM166 137H165V136ZM183 135V136H182ZM228 135V136H227ZM19 136V135H18ZM34 136V137H33ZM170 136V137H169ZM218 136V137H217ZM231 136L233 137V138H231ZM165 137V138H164ZM180 136H178L177 138H179ZM228 137V138H227ZM246 137H248V136H244V137H241L242 139H245V140H243V141H248V140H251V138H249L248 137V140L246 139ZM95 138V139H94ZM162 138V139H161ZM18 139V138H17ZM40 139H42V140H40ZM111 139H112V141H111ZM160 139V141H158ZM168 139H170V141L168 140ZM234 139V141H232ZM88 140V141H87ZM172 140V141H171ZM227 140V141H226ZM229 140H230V142H232L231 144L230 143H228L229 142ZM105 141V142H104ZM37 144H36V143ZM46 142H47V138H46ZM76 142V143H75ZM86 142V143H85ZM88 142V143H87ZM104 142V143H103ZM117 140L114 142L115 143V145L117 144ZM157 142V143H156ZM169 142H171V143H169ZM249 142V141H248ZM107 143H109L108 145H107ZM111 143V144H110ZM164 143V144H163ZM237 143V142H236ZM28 144H29V146H28ZM152 144V145H153ZM95 145V146H94ZM115 145H113L112 147L114 148V146ZM229 145V146H228ZM232 145V146H231ZM234 145V146H233ZM237 145V144H236ZM102 146H104V147H102ZM238 146V145H237ZM51 147H50V149H51ZM78 147V148H77ZM80 147V148H81ZM93 147V148H92ZM98 147H99V149H98ZM101 147V148H100ZM111 146L109 147L110 149L112 148ZM221 147V148H220ZM226 147H228V149H226ZM231 149H230V148ZM233 147H234V149H233ZM76 148V149H75ZM104 148V150H107L108 149V151H110L109 150V148ZM158 148V149H157ZM160 148V149H159ZM48 149V148H47ZM47 149H45V150H47ZM77 149H79V150H77ZM124 149H126V147L124 148ZM220 149V150H219ZM225 149L226 150H228V151H226L227 153H225ZM238 149H239V147H238ZM237 149V150H238ZM72 150V151H71ZM85 150V151H84ZM112 150V149H111ZM153 150H155V151H153ZM159 150V151H158ZM218 150V151H217ZM221 150L222 151H224V152H221ZM233 150V151H232ZM236 150V151H237ZM107 151V152H108ZM122 151H125V150H121V152ZM169 151V152H168ZM215 151V152H214ZM159 152V153H158ZM73 153H76L75 155L73 154ZM83 154V155H80V154ZM212 153V154H213ZM223 153V154H222ZM55 154V156L54 157H52L53 155ZM86 154V155H85ZM92 154V155H91ZM158 156L157 158H156V156ZM168 154V155H167ZM49 155V156H50ZM72 155V156H71ZM147 155V156H148ZM66 156V157H65ZM68 156V157H67ZM80 156V157H79ZM90 156V157H89ZM148 156V157H149ZM147 157V158H148ZM63 158V159H62ZM88 158V159H87ZM146 157H144V159H147ZM150 158V159H151ZM160 158V159H159ZM226 158H227V156H226ZM225 158V159H226ZM69 159V160H68ZM72 159V160H71ZM85 159V160H84ZM91 159V160H90ZM156 159H157V163H156ZM68 160V161H67ZM87 160V161H86ZM98 160V161H97ZM155 160V161H154ZM163 160V161H162ZM56 161V162H55ZM77 161V162H76ZM78 161H81V162H79L78 163ZM99 161H101V162H99ZM165 161V162H164ZM46 162V163H45ZM84 162V164H82ZM161 162H163V163H161ZM40 163H42V164H40ZM156 163V164H155ZM61 164V165H60ZM81 164V165H80ZM39 165H41V166H39ZM69 165V166H68ZM39 166V167H38ZM57 167V168H56ZM98 167V166H97ZM155 167V166H154ZM76 168V167H75ZM94 168V167H93ZM157 168V167H156ZM45 169V171H43ZM47 169V170H46ZM64 169V170H63ZM98 171V170H97ZM97 171L95 172V170H94V173L96 174L97 173ZM58 172V173H57ZM263 172V171H262ZM45 173V174H44ZM93 173V174H94ZM60 174V175H59ZM94 174V175H95ZM160 174H165V173H160ZM159 174V175H160ZM263 174H264V172H263ZM263 174H261L262 176V181L264 182V175ZM96 176H97V174H96ZM98 176H100V175H98ZM40 178V179H39ZM79 178V177H78ZM62 179V180H61ZM80 179V178H79ZM66 180V179H65ZM85 180H83V181H81V183L82 182H84ZM49 182V183H48ZM74 182H73V187L74 186H76V184H74ZM60 183V184H59ZM171 183H173V182H171ZM170 183V184H171ZM83 184V183H82ZM174 184V183H173ZM172 184V185H173ZM50 185V186H49ZM38 186V187H37ZM71 186H72V184H71ZM61 187V186H60ZM72 187V188H73ZM71 188V187H70ZM81 189V188H80ZM51 190H53V191H51ZM41 191V192H40ZM60 191V192H59ZM77 191V192H76ZM43 192V193H42ZM78 192H79V194H78ZM32 193V194H33ZM46 194V195H45ZM53 194V195H52ZM60 194V195H59ZM48 195V196H47ZM51 196L52 197H54V198H51ZM75 198V199H74ZM47 199V200H46ZM52 199H54V200H52ZM60 199V200H59ZM57 200V201H56ZM68 200V201H67ZM83 200V199H82ZM42 202V204H43V207H44V209H41V208H37V206H38V204L40 205V202ZM52 201V202H51ZM44 202H45V204L46 205H44ZM82 202V201H81ZM52 203V204H51ZM37 204V206H35ZM82 203H79V205H81ZM78 205V206H79ZM48 206V207H47ZM58 208H57V207ZM64 206V207H63ZM76 206V207H75ZM39 207V206H38ZM46 207V208H45ZM55 207V208H54ZM63 207V208H62ZM73 208H75V209H73ZM78 208V209H77ZM51 209V210H50ZM65 209V210H64ZM71 210V211H70ZM75 210V211H74ZM81 210V211H80ZM89 210V211H88ZM66 211V212H65ZM58 212V213H57ZM74 212V214H72ZM35 213V214H34ZM63 213V214H62ZM68 215V216H67ZM80 215V214H79ZM91 215V214H90ZM89 215V217H87V218H89V219H87V218H85L86 220H89V221H91L90 219H92V218H95L96 217V215L94 216L93 215V217H91ZM105 215H107V213L105 214ZM76 216H77V214H76ZM34 217V218H33ZM43 217V218H42ZM66 217H67V219H66ZM69 217V218H68ZM75 217V216H74ZM91 217V218H90ZM72 219H73V217H72ZM78 221V220H77ZM85 221V220H84ZM76 223L75 224V226H74V223ZM52 223H53V225H55V226H53L52 225ZM70 225H68V224ZM227 223V222H226ZM60 227V228H56V226L57 225ZM66 224V225H65ZM228 224V223H227ZM30 225V226H29ZM77 225V226H76ZM50 226H53L52 228L50 227ZM63 226H65V227H63ZM78 227V228H77ZM28 228V229H27ZM51 228V229H50ZM63 228V229H62ZM30 229V230H29ZM56 231H55V230ZM75 229L76 230H78V231H76L77 232V234H76V232H75ZM26 231V232H25ZM49 231V232H48ZM81 231V232H80ZM83 231V232H82ZM84 231H86V232H84ZM97 231V232H96ZM36 232V233H35ZM42 232V233H41ZM43 232H45L44 234H43ZM51 232V233H50ZM100 232V233H99ZM25 233H26V235H25ZM47 233H48V235H47ZM79 233H80V235H79ZM86 233V234H85ZM99 235H98V234ZM30 234V235H29ZM45 234H46V236H45ZM51 234V235H50ZM70 234V233H69ZM82 234V235H81ZM83 234H85V235H83ZM43 235V236H42ZM260 235H264L263 233H260ZM73 236V237H72ZM82 236H84V238L82 237ZM42 237V238H41ZM46 237V238H45ZM72 237V238H71ZM41 238V239H40ZM48 238V239H47ZM51 238V239H50ZM86 238H87V241H86ZM91 238V239H90ZM45 239V240H44ZM72 239V240H71ZM43 240V241H42ZM102 240V241H101ZM246 240H244V242H245ZM31 242V243H30ZM43 242H46V244L45 243H43ZM78 241H76V243H77ZM78 242V244H76L75 242H73V243H75V245H78L79 246V243ZM41 243V244H40ZM102 243H105V241H103ZM33 244V245H32ZM43 244V245H42ZM50 247H49V246ZM81 245V244H80ZM48 246V247H47ZM93 246H92V248H89V251H90V249H92L93 250V253H92V250H91V252L89 253V252H87V253H85L84 254V259H86V260H84L85 261V263L87 264H110L109 263V260L108 259H106V258H104L102 255H100V257L102 256L104 259H101L99 256V260H98V257H97V254H94V251H95V253H97V251L96 250H94V249H97L98 247H96L95 248V246H94V248H93ZM27 247V248H26ZM29 248V249H28ZM42 248V249H41ZM23 249V250H22ZM26 249V250H25ZM39 250V251H38ZM46 252H45V251ZM74 251H75V249L72 251H70V252H68V254L67 255H70V253L72 252V253H74ZM25 252V253H24ZM33 252H35V254H33ZM41 252V253H40ZM22 253V254H21ZM38 255H37V254ZM46 254H43V255H46ZM259 255V256H258ZM61 256H64V255H60V257ZM254 256V257H253ZM258 256V257H257ZM257 256H255V255H252V259H256L255 261H256V263L258 264H264V253H261L260 252V254H258L257 253ZM263 258H262V257ZM32 257V258H33ZM59 257V256H58ZM88 257V258H87ZM36 258L34 257L33 258V261L35 260ZM37 259H38V257H37ZM36 259V261H38ZM251 259V258H250ZM251 259V260H252ZM88 260V261H87ZM89 260H90V262H89ZM101 260V261H100ZM99 261V262H98ZM104 261H106V262H104ZM104 262V263H103ZM108 262V263H107ZM255 263V264H256ZM84 264V263H83Z\"/></svg>",
    "mask_w": 264,
    "mask_h": 264
}]
</instances>
